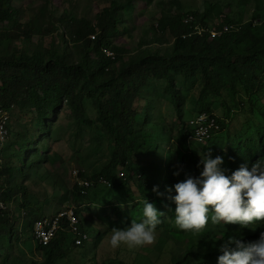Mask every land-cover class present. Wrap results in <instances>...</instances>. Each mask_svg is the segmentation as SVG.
Instances as JSON below:
<instances>
[{"label": "rangeland", "instance_id": "rangeland-1", "mask_svg": "<svg viewBox=\"0 0 264 264\" xmlns=\"http://www.w3.org/2000/svg\"><path fill=\"white\" fill-rule=\"evenodd\" d=\"M11 4L18 21L33 22L34 31L25 39L12 32L13 22H0L4 42L0 55L20 49L29 55L53 49L67 64H84L94 58L93 50L85 55L71 43L60 21L62 15L67 11L69 18L95 23L98 13L115 4L116 30L108 40L126 50L113 66L116 72L148 55L170 57L173 38L162 31L161 24L174 18L192 25V32L199 34L231 26L225 33L233 36L242 28L234 54L249 56L264 49V0H12ZM248 24L250 28L244 27ZM235 77L232 86L215 93L203 88L201 75L188 79L174 75L175 96L165 79L149 77L135 104L138 147L130 168L117 169L118 176L127 174L116 188L100 181L106 177L104 168L114 144L91 98L83 96L80 116L66 100L40 109L33 99H21L8 112L9 138L0 147L3 168L14 170L7 188L0 190L9 197L0 200L12 232L6 236L0 226V264H44L46 254L31 235L30 222L69 209L77 211L91 242L76 247L67 237L63 244L67 254L55 264H184L178 260L188 249L200 253L193 257L194 263L218 264L223 254L220 247L229 237L242 240L244 229L256 232L254 227L264 222L248 227L209 222L200 235L185 233L175 226L176 205L170 197L176 195V183L188 176L199 177L201 156L209 150L212 158H223L221 168L229 176L242 165L251 170L255 159L264 161V73L255 88ZM199 111L211 112L222 126L205 143L193 139L186 143L182 137L186 123ZM74 171L95 177V187L84 197L77 194ZM154 187L163 195L153 192ZM145 199L165 214L155 242L136 249L112 248V229L130 227L132 220L141 222ZM229 249L235 250L236 245L229 244Z\"/></svg>", "mask_w": 264, "mask_h": 264}, {"label": "trees", "instance_id": "trees-1", "mask_svg": "<svg viewBox=\"0 0 264 264\" xmlns=\"http://www.w3.org/2000/svg\"><path fill=\"white\" fill-rule=\"evenodd\" d=\"M11 1L0 0V22H13L15 29L12 32H16L18 36L21 35L25 39L31 38L34 23L21 24ZM117 8L116 4L105 8L96 15L95 23L84 18H69L67 11L62 15L60 21L63 22L65 33L71 43L80 47L85 55L93 50L94 58L85 60L84 64H67L63 56L53 49L32 55L20 49L0 55V109L9 111L25 97L33 99L40 109L46 106L56 107L66 100L80 116L84 110L83 96L91 98L102 128L113 140L114 150L104 171L106 179L114 188L123 184L122 176L127 174L118 176L117 169L130 168L132 154L138 147L135 104L149 77L165 79L169 91L175 96L174 75H180L186 79L201 75L205 82L203 88L220 93L226 86L233 85L235 76L242 77L239 80L246 86L255 88L260 76L264 73V49H259V53L253 51L248 54L249 56L234 54L233 45L239 42L240 35L243 34L242 28L233 36L230 33H222L220 36L211 37L209 31H204L202 34L193 33L192 25L180 24L178 18L164 20L161 24L162 31L169 32L173 38L170 57L148 55L123 65L120 71L116 72L113 68L114 64L126 53V50L112 45L108 40V36L116 30ZM250 26L251 24H248L244 27L250 28ZM90 36H94V39H90ZM3 44V39L0 38V46ZM106 50L115 53L114 60L106 57ZM176 104L178 105L177 102ZM215 119L221 128L222 123L216 116ZM182 137L188 143L186 128ZM1 160L0 190L7 188L6 185L14 176V170L3 168L2 154ZM231 161L232 164H236L235 160L231 159ZM260 161L263 160L255 159L250 165ZM143 176L142 173L140 177ZM75 188L79 196H86L79 193L76 184ZM0 197L9 198L4 193H0ZM0 222L2 223L1 232L10 236L12 232L8 226L11 220L7 218L3 210L0 211ZM33 222V220L30 222L31 231ZM80 227L87 231L81 220ZM254 228L256 232H252L253 229H244L242 232L241 241L245 245L258 242L260 234L264 232V225ZM67 237L76 247L89 243L76 245L73 234L67 228L60 230L48 246L39 245V249L46 254L44 264H55L57 260L64 259L67 250L63 249V244ZM199 254L188 249L185 256L180 257L178 262L199 264L193 262V257Z\"/></svg>", "mask_w": 264, "mask_h": 264}, {"label": "clouds", "instance_id": "clouds-1", "mask_svg": "<svg viewBox=\"0 0 264 264\" xmlns=\"http://www.w3.org/2000/svg\"><path fill=\"white\" fill-rule=\"evenodd\" d=\"M200 162L203 171L199 177L188 176L176 183V195L170 197L176 205L174 222L179 230L200 235L209 222L244 227L264 222V161L254 164L251 170L242 165L230 176L221 168L223 158H212L210 150L201 156ZM174 175H179V172ZM153 192L163 195L157 187ZM142 214L141 222L132 220L130 227L112 229L109 241L112 248L123 245L136 249L155 242L157 226L165 214L146 199ZM229 244H235L236 249H229ZM220 251L223 254L218 257V264H264V232L258 242L248 245L236 237H229Z\"/></svg>", "mask_w": 264, "mask_h": 264}, {"label": "built area", "instance_id": "built-area-1", "mask_svg": "<svg viewBox=\"0 0 264 264\" xmlns=\"http://www.w3.org/2000/svg\"><path fill=\"white\" fill-rule=\"evenodd\" d=\"M229 27H224L223 31L210 33L212 37L220 36L222 33L229 31ZM94 39V36H90ZM106 57L115 59L113 51H105ZM8 110L0 109V147L8 139L9 135V115ZM187 139H193L196 143L207 142L216 130H219V125L216 122L215 116L206 111H200L192 115L187 123ZM1 149H0V166H1ZM75 172V182L78 185L80 194L85 195L95 187V181L88 177L80 176V172ZM123 175V173L121 174ZM100 181L111 186V182L105 177L100 178ZM4 205L0 202V211L4 210ZM67 228L74 236L76 245H82L85 242L91 241V236L88 231L81 229L80 218L74 209L61 211L53 216H46L33 222L31 235L40 246H48L55 238L60 230Z\"/></svg>", "mask_w": 264, "mask_h": 264}]
</instances>
